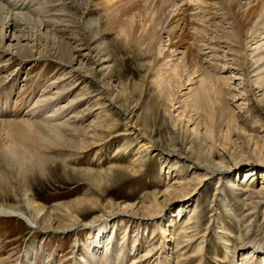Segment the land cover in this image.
Returning a JSON list of instances; mask_svg holds the SVG:
<instances>
[{"label": "rangeland", "instance_id": "1", "mask_svg": "<svg viewBox=\"0 0 264 264\" xmlns=\"http://www.w3.org/2000/svg\"><path fill=\"white\" fill-rule=\"evenodd\" d=\"M101 1L88 0L89 7L85 10L76 7L72 0H42V7L65 13L66 18L62 20L57 37L70 38V42L82 41L89 48L103 44L105 52L111 55L113 67L109 75L75 78L55 60L31 64L19 58L7 60L0 57V82L21 72L19 81L15 78L12 80L16 92L14 100L17 102L22 95L36 92V102L48 105L46 115L70 101L74 103L72 109L63 112L64 115L59 112L54 118L45 116L49 120L44 116H27L30 122L41 124L32 132L18 129V126L0 128V195L5 193L8 198L5 202L0 201V204L18 208L25 213L20 201V196L25 194L26 199L44 206L42 214L47 213L53 217L64 211H68L69 215L72 211L71 216H74L76 207L81 204L92 206L89 207L92 209L86 207L82 210V222L75 228L60 233H43L17 216L0 215V264H108V253L96 256L93 261L89 258L91 256L85 244L90 229L85 224L112 209L114 204L142 203L149 194L164 191L166 183L171 179L172 182L178 178L183 182L191 179L194 170L188 161L176 163L178 160H175L163 168L164 161L159 152L146 156L142 140L129 134L128 127L132 124L142 129L151 139L147 141L153 142L158 149L193 146L201 162L207 164L224 162L234 168L239 159L242 164L254 157L264 156V39L260 38L264 35L254 36L257 27L250 22L252 11L262 5L260 0L254 2L252 8H233L231 28H227L219 19L221 16L217 15L220 11L218 0L204 1L208 4L204 12L191 9L193 17L201 20L199 22L202 25L193 22L199 26H195L197 30H200H196V39H191L193 35L183 42L176 39L168 47H181L183 52L191 48L206 72L217 79L226 78L217 82V93H206L204 106L197 104L190 92L191 81L193 83L200 79L202 74L197 63L180 66L176 79L171 78L174 80L171 86L161 87L157 83L160 66L168 52L159 51L158 39L162 38L165 22H160L158 15L161 6L156 0L148 5L136 0L116 1L117 8L121 9L119 15L122 20L132 19L125 23L129 35L127 40L119 39L116 24L107 25L110 15L107 16V6H97L98 3L103 4ZM242 1L239 0L240 3ZM187 5L182 7L186 9ZM94 19H101L103 25L96 40L86 36L83 28L87 21ZM84 61L87 69L96 65L92 58ZM232 71L236 74L234 78ZM2 93H7V85L2 87ZM101 94L107 99L116 97L117 103L126 111L108 106V103H105V107L103 100H96ZM88 96L93 98L86 100L84 97ZM171 106L176 109L173 117L169 111ZM73 116L74 119L71 118ZM42 126L56 128L73 140L74 145L59 149L47 142L39 149L40 139L50 138V132ZM89 126L92 128L88 129ZM194 127L198 129L199 135L192 133ZM75 130L81 133L76 134ZM94 144L99 146L94 147ZM83 148L87 150L82 151ZM27 149H39L40 155L55 161L42 163L38 158L32 164H15L12 160L16 155H29ZM137 164L140 167L136 175L127 174L123 170L106 172L112 167H133ZM236 167L232 175L243 181L244 172L238 173L241 168ZM80 169L81 172L76 171ZM87 170H93L94 173H86ZM255 177L256 183H247L248 186L251 184L248 190L261 188L264 180L261 176ZM199 189L194 202L185 208L184 218L178 220L175 226L179 233V225L185 216L198 210L195 220L199 236H204L205 243L202 239H196L188 244L189 247H185L183 252L192 257L187 264H233L236 235L240 233L245 236L247 243H264V206H250V198L247 199L250 197L249 192L238 199L226 181L219 183L218 177L212 178ZM78 199H82L81 202L73 203ZM178 200L161 198V214L168 217L175 214L176 217L179 206L184 203ZM66 204L70 205L63 207ZM166 222L150 223L148 226L144 224L142 227L136 224L132 226L128 221L124 224L120 222L111 264H130L139 254L150 250L160 252L165 238L157 234V231L159 226L165 227ZM169 233L171 235L173 231ZM125 237L127 239L124 243ZM135 240L140 249L132 254ZM224 240L231 243L228 248ZM200 246H204L201 256L196 254ZM175 251L173 246L167 250V264L177 262L179 256ZM162 261L155 255L139 264H165ZM237 263H240L239 260Z\"/></svg>", "mask_w": 264, "mask_h": 264}, {"label": "bare ground", "instance_id": "2", "mask_svg": "<svg viewBox=\"0 0 264 264\" xmlns=\"http://www.w3.org/2000/svg\"><path fill=\"white\" fill-rule=\"evenodd\" d=\"M72 1L76 7H82L83 9L89 7L88 0ZM116 1L117 0H102L101 2L103 4L98 3L97 6L101 7V5H103L104 7H108L107 16L109 14L110 16L108 17L110 18L107 17V25L108 23L109 26L116 24L115 28L119 39L124 38L125 40H127L129 35H127L126 33L127 26L125 23L128 20L132 19L128 18L126 20H122L119 15L121 9L119 7L117 8ZM136 1L146 5L155 2L154 0ZM204 1L206 0H156L157 4L161 6V14L159 13L158 15L160 22H165L164 28H162V38L159 37L158 39V42L160 44L159 51L162 53L164 51L168 52V55L164 58L163 64L160 66L159 70L161 71V73L159 75L157 74V83L159 86H171V81H174L173 79H176L177 70H180V66H190L191 63H197L199 66L201 65L200 60L198 59V57L197 59L195 58L196 55L191 51V48H188L187 51L183 52L180 46V48L176 49H170L168 47H170L173 44V40L176 39L183 42L185 40H189L191 35H193V38H191L192 40L196 39L194 38L197 30L195 26L198 25L194 24L193 22H198L199 26L202 25H200L199 22L201 20L197 19L195 16L193 17V15L191 14L193 13L191 9H200L201 12H204L205 8L208 6V4H206ZM243 1L240 3L239 0H218L217 5L220 7V11L217 12V15L221 16V18L219 17V19L226 24L227 28H231L233 24L231 22L232 12H234L233 8H239L240 6H244V8H252L254 6L253 3L258 0H248L247 2ZM42 3V0H0V57L6 58L7 60L19 58L22 61L29 62L31 64H36L44 60H55L56 62L60 63V65L66 67L69 70V74L75 78H92L95 75L97 77V75L99 74H102L103 76L109 75L113 67L111 63V55L109 56L105 52V47L103 46V44L96 46L95 48H89L86 45L84 46L81 43L82 41L70 42V38L68 40L66 39L67 37L64 38V36L62 38L57 37L56 34L60 30L59 27H61L60 25L62 23V20L63 18H66L64 15L65 13H61L63 12L61 10L51 11L47 7H42ZM260 3H262L261 7L258 10L252 11L250 20V22L254 23L256 25L255 27H257V32L255 31L254 35L257 37L260 35H264V0H260ZM185 4H188L186 9L182 7ZM101 21V19L87 21L83 27L85 32L84 34L88 37H92V39L98 36L103 27ZM73 38L71 40H73ZM260 38L264 39V36ZM194 44L196 46V43ZM94 51L96 52L94 53ZM90 58H92L93 62L96 65H92L91 68L89 67V69H87L84 60H89ZM200 68L202 72V74L200 75L201 78L193 83V80L191 81L190 85H192V88H190V92L192 93V96H194L195 102L202 106L204 101L206 100V93L209 94L211 91H215V93H217V82L219 80H226V78L220 77L219 79L218 77L217 79L216 76H213L209 72H206L202 66H200ZM19 73L21 72H17L15 77H11L9 79L6 78L7 81L5 79V83H3L4 81L0 82V128L4 126H18V129H22L26 132H32L35 127L40 126L41 124H34L30 122V118H38V116L54 118V115L56 116L57 114H59V112L60 114L62 113V115H64L63 112H66L69 108L72 109L74 103L70 101L64 106L61 105L58 109L53 108L54 110L52 111V113L46 115L48 105L38 104L39 102H36V92L30 93L28 96L27 93L25 95H22L19 102H17V100H14L16 92L12 80H14L15 78V80L19 81ZM191 73L194 74L195 70L194 73L193 71H191ZM232 73L234 78L236 74L234 71H232ZM171 78L173 79L171 80ZM188 80L190 81L191 77L190 79L188 78ZM17 84L18 83H15V85ZM6 85L8 92L4 97L2 93V87H6ZM93 96L84 98L88 100L90 98H93ZM96 100H103L102 104H104L105 107L107 106V104L105 103H108V106L117 107L120 111H126L122 108V105H119L117 103L116 97H108L107 99L104 98L101 94L100 97H98ZM175 110V107L171 106L169 110L171 112V117H173V112ZM27 116H30V118L28 119ZM71 118L74 119V116ZM42 128L47 129L50 132L48 133L50 135V138H41L39 149H41V147H43L47 142L51 143L50 145H54L59 149L71 148L70 146L74 145L73 140L67 138L56 128L49 126H42ZM90 128L92 127L89 126L88 129ZM128 129L129 134L136 135V137H139V139L142 140V147L145 148L144 151L145 153H147L146 156L148 154H155L157 152L161 154L164 161L163 168H166L175 160H178L176 161V163L185 160L186 162L188 161L191 165H193L192 169L194 170V174L192 175L191 179L186 182L181 181L179 178L175 182H172L171 179L169 183H166L167 188L164 191L149 194L142 203L129 205H125V203L114 204L112 209L108 211L106 210L102 215L95 217L94 220L85 224V227H89L90 229L88 242L85 244V246L88 250V253L90 254L89 256H91L89 258L92 261L96 256L98 257V255H104L108 253L110 255L108 264L112 263V258L114 255V241L116 242L120 222H123L122 224H124L126 221H128V224H132V226L136 224L137 226L142 227L144 226V224L148 226L150 223H164L166 222V219L168 220V222H166L167 224L165 225V227L159 226L157 231V234H161L165 238L163 249L160 252L159 250L155 252L154 250H150L146 253L139 254L135 259L131 261L130 264H139L143 261L146 262L147 260L155 257V255L156 258H161L163 260L162 262L167 264L168 257L166 255V252L167 250H170V248L172 249V246L175 247V252H178L179 256L175 264L189 263L192 260V257H189L187 253L183 252L187 248L188 244L192 243L196 239H202L205 243L204 236H199L200 233L197 229V221L195 220L197 218L198 210L192 211L189 215H187V217L185 216L184 221L179 225L180 227L178 226L180 228L179 233H177V231L175 230V226L178 224V220H182L184 218L183 214L186 210L185 208H188L190 203L194 202V197H196L198 191H200L199 188L201 186H206L209 180L214 177H218L219 183L221 181H226L228 187L235 191V195L238 197V199H240L241 197H245L247 192H249L250 197L248 196L247 199L250 198V206H264V182L261 188L257 190H248L251 184H249V186L247 185L248 182L252 184L256 183V175L257 178L258 176H261V179L264 180V156L254 157L252 160L250 159L248 162H243L242 164H240L242 160L239 159L235 162L234 168L227 166L224 162H212L207 164L201 162L200 156L193 146L184 147L180 145L178 148L172 147L166 150H160L155 145H153V142L147 141V139H150L149 136L135 124H132V126L128 127ZM191 131L194 135H199L197 128L195 129L194 127ZM75 133L80 134L81 132L79 130H75ZM96 145L99 146V144H94V147ZM87 148L85 149L87 150ZM39 149H37V151L36 149H27L29 151V155L25 156L24 154L20 153L16 155L15 159L12 161L15 164H21L22 162L32 164L33 161L38 158L42 161V163L55 161L48 159L43 155H40L41 151ZM85 149L83 148L82 151H86ZM142 161L143 160L140 161V164L142 163ZM238 164L240 165L237 166ZM245 164H247L246 167H244ZM139 167V164L133 167H112L109 168L106 172L112 170H123L127 174L136 175L139 172ZM235 167L241 168L238 173H240L241 171L244 172L243 181H240V178H234V175H232V171L236 170ZM76 171L81 172L82 170L80 169ZM86 173L93 174L94 171L87 170ZM100 174H102V172L97 173V176H99ZM252 180H255V182H252ZM165 197L168 200L178 198V201L184 202L179 206V214L176 217L175 214H173L171 217L163 216L161 214V209L159 207L160 199H164ZM7 199L8 198L5 193L0 195V201L5 202V200ZM81 200L82 199H78L73 203L81 202ZM20 201L22 202V206L24 207L23 210L25 213H22L18 208H10L5 204H0V215L15 217L17 216L18 218L24 220L32 228L42 230L43 233H60L68 231L67 229H73L77 224L82 222L80 220L82 210L86 209V207L88 209H92L89 208L92 206H87L85 204H79L80 206L72 205L74 207L79 206L76 207L74 216H71V214L73 215L72 211H70V215L68 214V211H64L63 214L59 213L55 215V217H53V215H47V213L42 214L41 210H45L44 206L36 203L35 201L26 199L25 194L20 196ZM70 204L63 205V207H66ZM60 215L62 217V220L60 219ZM168 231H173V233L170 235ZM126 237L123 239L125 240L124 243L126 242ZM137 242V240L134 241L132 249V251L134 252L132 254H136L140 249L137 246ZM184 244L187 245L183 246ZM224 244L228 248L231 243H229L228 240H224ZM181 246L183 247L181 248ZM203 248L204 246H200L196 250V254H199L201 256V249ZM233 258V264H236L238 260L240 262L239 264H262L264 263V243H258L255 241H250L247 243L246 238L243 234H237ZM94 261L95 263L97 262V260Z\"/></svg>", "mask_w": 264, "mask_h": 264}]
</instances>
